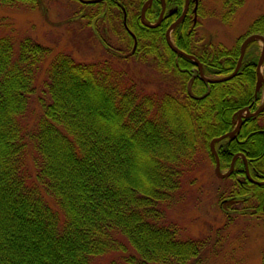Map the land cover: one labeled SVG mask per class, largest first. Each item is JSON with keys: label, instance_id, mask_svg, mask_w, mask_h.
<instances>
[{"label": "trees", "instance_id": "16d2710c", "mask_svg": "<svg viewBox=\"0 0 264 264\" xmlns=\"http://www.w3.org/2000/svg\"><path fill=\"white\" fill-rule=\"evenodd\" d=\"M76 1L83 8L91 4L88 18L106 21L124 44L125 58L152 68L166 88L146 92L108 59L79 62L59 52L49 60L38 96L42 115L26 130L23 118L50 49L25 37L15 50L11 38L0 36V264H102L115 253L108 264H201L205 240L179 237L167 208L196 156L204 152L215 165L211 140L231 131L242 109L256 110L264 92L256 89L255 40L245 45L229 79L206 80L197 62L206 78L229 75L244 38L264 36V14L233 47L199 45L201 0H189L170 33L183 52L177 53L166 31L186 0H164L155 26L161 0L146 7L144 21L147 0ZM243 2L223 5L233 14ZM263 116L264 109L243 117L234 136L214 146L220 170L228 171L236 156L232 171L219 177L230 183L220 203L255 201L254 213L264 219V184L257 183L264 181ZM30 152H36L33 175L26 167Z\"/></svg>", "mask_w": 264, "mask_h": 264}, {"label": "rangeland", "instance_id": "374dc122", "mask_svg": "<svg viewBox=\"0 0 264 264\" xmlns=\"http://www.w3.org/2000/svg\"><path fill=\"white\" fill-rule=\"evenodd\" d=\"M81 3L76 0H38L33 6L0 3V36L11 38L15 50L25 37L50 49L37 72L35 92L23 118L26 130L35 129L34 125L42 115L38 96L42 92L49 60L59 52L79 62L108 59L117 68H123L127 76L146 92L166 88L152 68L133 58L126 59L125 46L111 26L103 19L88 18L87 10L92 12L93 8L84 10ZM200 4V25L195 29L199 45L221 43L233 47L252 21L264 14V0H244L233 14H227L223 0H201ZM254 40L257 46L253 51L257 55L264 43L261 39ZM112 51L116 55L111 54ZM263 68L264 64L260 67L261 73ZM260 89L263 92V87ZM45 100L49 101L47 95ZM259 122H264V116ZM35 154L26 155V167L32 175ZM214 169L215 165L206 153L196 156L181 181L175 202L167 208V221L179 227V237L205 240L201 264H264V219L254 213L255 201L220 203L219 194L227 192L230 183L220 180ZM226 172L220 170L222 174ZM130 253L134 254V251ZM117 256V253L109 255L102 264H108Z\"/></svg>", "mask_w": 264, "mask_h": 264}, {"label": "water", "instance_id": "95a60500", "mask_svg": "<svg viewBox=\"0 0 264 264\" xmlns=\"http://www.w3.org/2000/svg\"><path fill=\"white\" fill-rule=\"evenodd\" d=\"M152 0H148L147 3L143 6L142 10H141V13L143 15L144 13V8L149 5L151 3ZM164 1V0H162ZM188 2L189 0H186V3H185V7H184V10H183V14L185 13L186 11V8H187V5H188ZM164 2L162 3V6H161V11H160V14H159V17H158V20L157 22H155L154 24H152L153 26L157 25L162 16H163V12H164ZM182 14V16H183ZM181 16V17H182ZM180 18H178L167 30L166 32V40L169 44V46L172 48V50H174L175 52L177 53H182L181 50H179L176 46L173 45L171 39H170V31L172 30V28L180 21ZM254 39H261L262 42L264 43V37L260 34H250L248 35L246 38H244V40L242 41L241 43V47H240V56L238 58V61H237V64L234 68V70L231 72V74L227 75V76H224V77H220V78H215V79H209V78H205L206 80H209V81H222V80H226V79H229L231 78L232 76L235 75V73L237 72V70L239 69V66H240V63H241V60H242V56H243V53H244V48H245V45L251 41V40H254ZM189 56L190 58L192 59H195L193 56L191 55H187ZM263 59H264V48L261 50L260 52V55H259V58H258V61L256 63V76H257V85H256V88L259 89V87L263 86L264 88V77L262 76L261 72H260V67L262 65V62H263ZM196 61V60H195ZM198 63V62H197ZM198 70H199V73L200 75H203L202 74V71H201V65L200 63H198ZM264 109V103L258 108L256 109L255 111H250L249 108H244L242 111H240L238 114H237V120H236V126L229 132H226L220 136H217L215 138H213L210 142V150L212 152V154L214 155V159H215V174L217 176H226L230 171H232L233 169V163H234V159L236 158V156L232 159L231 163H230V168H229V172L225 173V174H222L220 173L219 171V158H218V155L216 153V150H215V147H214V143L216 141H219L221 139H223L224 137H227V136H234V134L239 130L240 128V125H241V122H242V117H250V116H253V115H256L257 113H259L260 111H262ZM245 169H246V173H247V176L249 177V174H248V170L246 168V163H245ZM258 184H264V181H259L257 182Z\"/></svg>", "mask_w": 264, "mask_h": 264}, {"label": "flooded vegetation", "instance_id": "af4514ba", "mask_svg": "<svg viewBox=\"0 0 264 264\" xmlns=\"http://www.w3.org/2000/svg\"><path fill=\"white\" fill-rule=\"evenodd\" d=\"M80 1H83V2H84V0H80ZM100 1H104V2L107 4V1H105V0H100ZM146 3H147V1L144 3V5H145ZM188 3H189V2H188ZM89 4H90V3H89ZM90 5H91V4H90ZM90 5L86 6V7L84 8V10L87 9L88 7H90ZM149 5H150V4H149ZM91 6H92V5H91ZM187 7H188V5H187ZM142 8H143V6H142ZM142 8H141V10H142ZM145 9H146V7L144 8V11H145ZM186 10H187V8H186ZM88 11H89V10H87V13H88ZM160 11H161V10H160ZM164 12H165V10H164ZM164 12H163V14H164ZM185 12H186V11H185ZM159 14H160V13H159ZM182 14H183V12H182ZM182 14H181V16H182ZM184 14H185V13H184ZM184 14H183V16H184ZM140 15H141V16H140L141 19L144 21V13H143V15H142V13L140 12ZM181 16H180V17H181ZM183 16L181 17V19L183 18ZM158 17H159V16H158ZM162 17H163V16H162ZM180 17H179V18H180ZM94 18L97 19L96 17H94ZM94 18H93V19H94ZM161 19H162V18H161ZM181 19H180V20H181ZM157 20H158V19H157ZM176 20H177V19H176ZM176 20H175V21H176ZM156 22H157V21H156ZM160 22H161V20H160ZM160 22H159V23H160ZM159 23H158V24H159Z\"/></svg>", "mask_w": 264, "mask_h": 264}]
</instances>
